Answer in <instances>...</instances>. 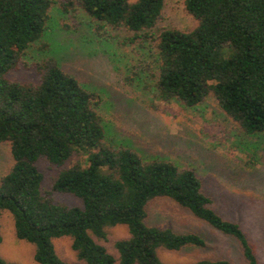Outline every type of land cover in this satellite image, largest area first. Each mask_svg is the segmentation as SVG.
I'll use <instances>...</instances> for the list:
<instances>
[{
    "label": "trees",
    "instance_id": "trees-1",
    "mask_svg": "<svg viewBox=\"0 0 264 264\" xmlns=\"http://www.w3.org/2000/svg\"><path fill=\"white\" fill-rule=\"evenodd\" d=\"M74 3L97 30L122 31L120 42L134 45L136 61L127 63L132 75L126 81L135 78L157 99L183 107H196L212 96L241 134H264V0H184L197 22L190 31L156 29L164 0H70L66 5ZM52 4L0 0V142L9 144L12 162L0 174V218L4 212L11 215L15 236L34 246L38 264H71L55 250L54 240L63 237L84 264H167L158 256L160 249L206 246L197 233L148 224L149 204L167 197L235 238L247 263L259 264L240 224L214 210L194 169L149 159L116 143L107 134L98 93L54 57L23 59L46 34ZM99 34L104 35L100 42L113 38L102 30ZM29 65L38 73L37 82L10 78ZM73 156L77 160L66 167ZM42 157L60 168L52 191L76 196L81 206L42 194L37 168ZM119 224L129 235L114 242L115 257L97 240ZM0 264L20 263L0 255ZM191 264L230 262L199 259Z\"/></svg>",
    "mask_w": 264,
    "mask_h": 264
},
{
    "label": "rangeland",
    "instance_id": "rangeland-1",
    "mask_svg": "<svg viewBox=\"0 0 264 264\" xmlns=\"http://www.w3.org/2000/svg\"><path fill=\"white\" fill-rule=\"evenodd\" d=\"M68 1L53 0L46 34L23 59L30 63L54 57L66 72L98 93L102 97L100 111L107 134L116 143L128 145L149 159H169L194 169L205 193L213 200L214 210L240 224L259 264H264V134L258 137L241 134L212 96L196 107H183L174 101L157 99L135 78L132 82L126 81L130 73L127 63L136 61L132 53L134 45L120 42L122 31L97 30L77 3L70 7L66 5ZM196 25V20L184 8V0H164L156 29L190 31ZM101 30L113 38L98 41V37H104L99 34ZM44 44L47 47L41 48ZM9 76L19 82H37L39 77L32 65L21 67ZM9 149L7 142H0V174L12 163ZM76 160L73 156L66 167ZM37 168L43 175L44 196L68 206L82 205L72 194L52 191L58 166L42 157ZM147 222L176 232L197 233L206 241L204 247L160 249L158 256L167 264H191L199 259L248 264L235 238L216 231L167 197L149 204ZM0 231L2 258L20 264H38L33 258L34 246L15 236L13 219L7 212L1 214ZM128 235L126 225L119 224L107 229L104 240H97L95 236L94 239L117 257L114 242ZM54 245L64 261L84 264L71 249L69 238H58Z\"/></svg>",
    "mask_w": 264,
    "mask_h": 264
}]
</instances>
